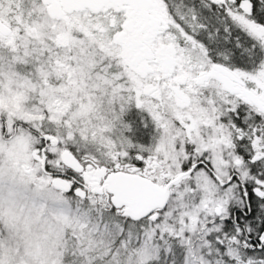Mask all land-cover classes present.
Returning <instances> with one entry per match:
<instances>
[{"label":"snow or ice","instance_id":"obj_1","mask_svg":"<svg viewBox=\"0 0 264 264\" xmlns=\"http://www.w3.org/2000/svg\"><path fill=\"white\" fill-rule=\"evenodd\" d=\"M0 264H264V0H0Z\"/></svg>","mask_w":264,"mask_h":264}]
</instances>
